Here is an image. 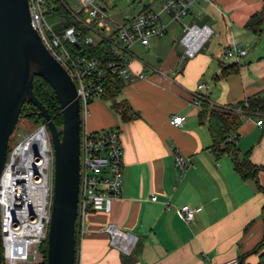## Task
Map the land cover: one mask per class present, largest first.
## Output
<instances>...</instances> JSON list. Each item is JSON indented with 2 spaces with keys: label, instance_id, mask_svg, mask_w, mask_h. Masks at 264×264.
Returning a JSON list of instances; mask_svg holds the SVG:
<instances>
[{
  "label": "crops",
  "instance_id": "crops-1",
  "mask_svg": "<svg viewBox=\"0 0 264 264\" xmlns=\"http://www.w3.org/2000/svg\"><path fill=\"white\" fill-rule=\"evenodd\" d=\"M161 1L137 13L158 10ZM263 2L196 0L186 20L161 15L166 32L150 37L147 46L133 44L126 54L130 70L146 75L124 81L116 97L128 103L131 118L123 121L103 99L88 104L83 128L119 131L122 185L109 212L91 210L84 219L76 234V264H212L233 256L241 264L258 263L252 250L264 236V119L246 117L237 131L238 159L247 156L260 167L255 178L243 179L231 155L211 151L207 124L199 121L198 113L200 101L232 106L264 90V23L259 31L245 27ZM191 11L198 15H189ZM195 18L212 29L211 41L194 57L183 58L175 41L183 25H198ZM233 44L247 52L238 71L222 75V67L234 62L224 58ZM201 83L205 87L199 89ZM174 115L184 116L181 126L171 123ZM259 119L262 126L256 123ZM176 154L190 164L180 168ZM185 204L201 207L189 223L177 210ZM108 225L136 237L130 253L109 244Z\"/></svg>",
  "mask_w": 264,
  "mask_h": 264
},
{
  "label": "built area",
  "instance_id": "built-area-1",
  "mask_svg": "<svg viewBox=\"0 0 264 264\" xmlns=\"http://www.w3.org/2000/svg\"><path fill=\"white\" fill-rule=\"evenodd\" d=\"M196 0H162L158 10H143L134 16L117 22L108 17L95 0H78V7L73 9L63 0L57 2L64 12L55 11L56 4L51 0H28L31 26L38 32L49 52L63 65L75 82L80 103L81 124L88 113V104L95 99H102L106 69L123 81L131 82L136 78H145L144 73L132 72L126 57L128 49L135 43L149 44L150 37L162 36L167 24L161 15L172 20L187 16ZM209 1V0H203ZM85 28L88 33L75 25L65 26V15ZM56 15V17H53ZM56 18L54 24L60 28L54 30L48 18ZM62 26V27H61ZM101 31H108L103 36ZM94 34L107 39L112 45V53L117 60L101 68L95 58H86L75 54L72 45L93 44ZM212 34L208 25H183L180 38L181 57L192 58ZM100 39V40H101ZM247 52L246 48L233 44L225 50L224 58L238 63ZM205 87L201 83L198 88ZM184 116L174 115L171 123L181 126ZM262 126L263 120H257ZM45 129L41 125L36 131L26 136L6 152L4 167L0 175V238L2 264H39L43 259L40 245L46 242L52 201L53 151L48 143L40 144L34 139L36 132ZM47 136V133H46ZM235 140L234 134L228 135ZM176 164L184 169L190 164L188 158L176 154ZM122 148L119 131L108 128L99 132H88L81 125L80 130V182L77 201L75 230H82L84 219L91 210L109 212L111 202L117 198L122 185ZM152 201L156 195H151ZM183 221L189 223L200 206L187 204L178 207ZM109 244L124 253H130L136 237L119 230L114 225L105 229ZM77 255V239L76 253ZM212 264H239L236 256Z\"/></svg>",
  "mask_w": 264,
  "mask_h": 264
},
{
  "label": "water",
  "instance_id": "water-1",
  "mask_svg": "<svg viewBox=\"0 0 264 264\" xmlns=\"http://www.w3.org/2000/svg\"><path fill=\"white\" fill-rule=\"evenodd\" d=\"M35 76L46 80L54 91L62 117L60 129L34 94ZM24 102L32 103L44 118L53 149L45 264H74L81 130L76 85L31 26L28 0H0V175L8 140L21 117Z\"/></svg>",
  "mask_w": 264,
  "mask_h": 264
},
{
  "label": "trees",
  "instance_id": "trees-1",
  "mask_svg": "<svg viewBox=\"0 0 264 264\" xmlns=\"http://www.w3.org/2000/svg\"><path fill=\"white\" fill-rule=\"evenodd\" d=\"M51 1L56 4V12L65 11L57 0ZM263 23L264 2L261 11L253 14L246 22L245 27L250 28L253 31H259ZM67 25H75L82 30V35L88 33L85 28L73 21L71 17L66 14L65 26ZM71 50L77 55L98 59L101 63V68H106L108 63L117 60V57L112 53V45L107 39H101L95 44L86 45L80 43L79 46L72 45ZM236 71H238V63L233 62L227 66H223L221 74L227 75ZM123 86L124 81L117 75L111 74L109 70L106 69L102 99L110 100L116 98L120 94ZM33 91L35 96L47 109L56 126L60 129L62 125L60 107L50 84L43 78L35 76L33 79ZM110 107L123 121H127L131 118L132 111L125 100H114L110 104ZM24 115L34 119L37 124H45L44 118L32 103H23L21 107V117ZM251 115H259L264 119V90L260 93L246 97L244 100L232 106L212 107L206 101H200L199 105L198 119L200 122L207 124L212 139L211 151L216 156L223 154L231 155L234 161V168L243 179L249 177L255 178L257 170L260 168L259 166L254 165L247 156H244L240 160L237 157V131L241 126L243 119ZM229 134H234L236 136L235 140L229 139ZM262 217L264 221V207L262 209ZM40 251L43 253V259L39 264H45L46 242L40 245ZM252 252L258 253L257 264H264V236ZM238 259L239 264H241L239 257Z\"/></svg>",
  "mask_w": 264,
  "mask_h": 264
},
{
  "label": "rangeland",
  "instance_id": "rangeland-1",
  "mask_svg": "<svg viewBox=\"0 0 264 264\" xmlns=\"http://www.w3.org/2000/svg\"><path fill=\"white\" fill-rule=\"evenodd\" d=\"M67 6L76 9L78 7V0H63ZM156 0H95V2L101 7V8H105V12L108 15L109 18L119 22L121 20L127 19L131 16L136 15L137 11L139 8H141L144 5H147L148 3H152L154 4ZM58 14V12L56 13ZM189 15H195L197 16L198 14L194 11H191V13ZM188 15V16H189ZM53 17H56V15H54ZM48 18V22L52 25L54 30L59 29L60 25L54 24V21L56 18ZM186 17V16H185ZM183 18L186 20V18ZM195 20L197 21V24L199 26H202V21H199V19L195 18ZM176 22H180L179 20H176ZM180 26V24H179ZM181 27V26H180ZM103 36H109V34H111L108 31H101ZM182 33L180 32V37L182 36ZM93 38V44L97 43L101 38L94 35V34H90ZM207 43H209L211 41V38L208 40H206ZM177 44L180 43V39H176L175 41ZM114 100H116V98L114 99H110V100H105L107 105H110ZM41 125L44 124H37L35 122L34 119H31L27 116H22L13 132L11 133L9 140H8V145L7 148L8 150L15 144V146L17 145L18 142H20L21 140H23L26 136H28L29 134L33 133L34 131H36ZM46 133H47V137H48V143L51 146V142H50V137H49V133L47 131L46 128ZM53 151V149H52ZM113 248L117 249L116 247L112 246ZM119 252H121L119 249H117Z\"/></svg>",
  "mask_w": 264,
  "mask_h": 264
},
{
  "label": "bare ground",
  "instance_id": "bare-ground-1",
  "mask_svg": "<svg viewBox=\"0 0 264 264\" xmlns=\"http://www.w3.org/2000/svg\"><path fill=\"white\" fill-rule=\"evenodd\" d=\"M34 139H35L36 141H38L40 144L47 143V136H46V131H45V129L40 128V129L36 132V134H35V136H34Z\"/></svg>",
  "mask_w": 264,
  "mask_h": 264
}]
</instances>
